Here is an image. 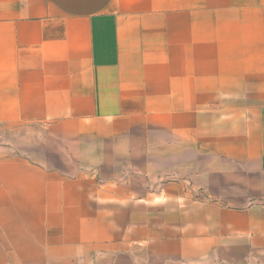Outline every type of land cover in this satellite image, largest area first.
<instances>
[{"label": "crops", "instance_id": "1", "mask_svg": "<svg viewBox=\"0 0 264 264\" xmlns=\"http://www.w3.org/2000/svg\"><path fill=\"white\" fill-rule=\"evenodd\" d=\"M0 264H264V0H0Z\"/></svg>", "mask_w": 264, "mask_h": 264}, {"label": "rangeland", "instance_id": "2", "mask_svg": "<svg viewBox=\"0 0 264 264\" xmlns=\"http://www.w3.org/2000/svg\"><path fill=\"white\" fill-rule=\"evenodd\" d=\"M146 172H148V175H146V172H141L138 168L132 167L130 168V171L128 172L129 179L128 187L133 191L135 190H145L146 188H150L151 186V178H150V169H143ZM146 173V174H145ZM146 178V179H145Z\"/></svg>", "mask_w": 264, "mask_h": 264}]
</instances>
